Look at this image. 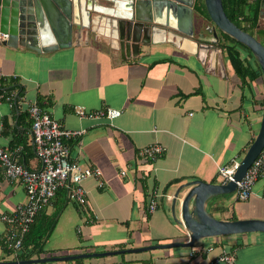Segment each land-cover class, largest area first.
Wrapping results in <instances>:
<instances>
[{"label":"crops","instance_id":"crops-1","mask_svg":"<svg viewBox=\"0 0 264 264\" xmlns=\"http://www.w3.org/2000/svg\"><path fill=\"white\" fill-rule=\"evenodd\" d=\"M208 26L209 21L194 13L196 34ZM254 37L264 44V7ZM222 51L221 59L207 66L192 51L169 42L144 45L129 59H122L103 37L87 41L81 36L77 45L47 53L0 45V77L14 79L19 93L12 103L0 95V147L13 151L19 164L41 169L30 144L26 112L30 103L40 100V107L64 129L81 133L69 142L70 160L100 171L99 180L89 177L81 183L85 206L67 202L59 191L44 207L50 216L63 203L43 257L188 240L171 217L176 189L189 181L220 183L219 167L240 162L262 119V77L243 84ZM77 109L120 114L112 119L78 117ZM152 145L163 147V154L153 161L139 156ZM16 148L20 150L14 152ZM154 186L161 196L149 213L148 193ZM185 191L176 200L177 217ZM25 201L22 185L7 181L0 168V211L12 214ZM209 208L221 220L234 215L237 220L264 221V173L247 200H236L232 193ZM7 229L0 220V262L17 260L4 248ZM226 254L233 255V264H264V233L204 239L191 248L46 264H228L221 260Z\"/></svg>","mask_w":264,"mask_h":264},{"label":"water","instance_id":"water-1","mask_svg":"<svg viewBox=\"0 0 264 264\" xmlns=\"http://www.w3.org/2000/svg\"><path fill=\"white\" fill-rule=\"evenodd\" d=\"M195 0H0V45L25 47L37 53L52 52L77 45L84 36L105 38L118 49L122 59L138 56L144 45L169 42L182 48L188 42L192 54L202 64L221 59L215 29L244 45L254 57L264 85V46L254 36L233 24L225 15L221 0H203L211 26V36L197 35L194 28ZM264 7V0L261 1ZM2 40V41H1ZM74 40V41H73ZM161 40V41H160ZM163 40V41H162ZM264 150V102L258 134L226 183L189 181L180 185L172 199L171 217L188 234L185 242L149 245L113 252L54 256L0 262V264H46L109 255L136 254L168 248H191L197 242L228 235L264 233V221L257 219L221 220L213 217L206 204L214 197L235 192L237 183ZM180 213H175L176 200Z\"/></svg>","mask_w":264,"mask_h":264},{"label":"built area","instance_id":"built-area-1","mask_svg":"<svg viewBox=\"0 0 264 264\" xmlns=\"http://www.w3.org/2000/svg\"><path fill=\"white\" fill-rule=\"evenodd\" d=\"M4 37L6 36H2V38ZM0 79L5 80L3 77ZM11 97H8L7 101H10ZM26 112L30 120V144L41 162V169H30L19 164L13 156V151L0 147V168L4 178L10 182L20 183L26 197L25 203L19 205L14 213L4 214L0 211V220L8 226L5 243L14 256L21 248L22 239L28 232L35 216L42 208L51 203L59 188L62 187L66 190L69 202L83 207L86 204V193L81 185L82 181L89 177L100 179L98 169L80 168L76 162L70 160L68 142L80 135V132L64 129L36 101L28 105ZM75 114L78 117L112 119L117 117L120 111L106 109L85 112L82 109H77ZM19 150L16 148L14 152ZM163 152V147L152 145L140 150L139 156L153 161ZM263 164L264 150L247 169L245 176L237 183L234 192L236 200L245 201L249 198L254 183L264 173ZM238 165V161H233L227 166L219 167L218 174L222 183L231 179V175ZM99 186L102 187L100 181ZM160 196L159 188L154 186L149 190L147 212L152 213L157 208ZM221 260L233 264L234 258L232 254H226L221 257Z\"/></svg>","mask_w":264,"mask_h":264},{"label":"trees","instance_id":"trees-1","mask_svg":"<svg viewBox=\"0 0 264 264\" xmlns=\"http://www.w3.org/2000/svg\"><path fill=\"white\" fill-rule=\"evenodd\" d=\"M221 1L227 18L237 27L254 36L259 25V18L262 9V0ZM193 10L194 13L204 17L207 21L210 22L203 5V0H195ZM215 31L218 38V46L225 52L226 57L228 58L233 68V71L235 72L236 76L241 80V82L243 84L248 85L251 82L261 78L262 76L260 69L250 51L244 45L238 43L226 34L218 31L217 29H215ZM17 91V83L14 81V79H10L8 81L0 79L1 98L7 101V98L11 97V94H13L10 98V101H7L8 103H12V101H16V99L19 98V93H17ZM37 103L39 106H41L40 100H38ZM58 192L59 194L61 193L68 202L66 190L60 188L57 190L56 194ZM226 196L228 195L214 197L213 199L209 200L206 204L207 211L209 212V207L214 203L215 200H217V198ZM62 207L63 203H61V206L56 209V212L50 216H47L44 213L45 208H42L37 213L33 220V223L29 226L28 232L24 235L22 239L21 248L15 256V259L29 260L33 257L44 258L43 256L45 255V252L43 251V246L55 227ZM231 220L237 219L234 215H232ZM4 248L7 254H10L12 252L6 244Z\"/></svg>","mask_w":264,"mask_h":264},{"label":"bare ground","instance_id":"bare-ground-1","mask_svg":"<svg viewBox=\"0 0 264 264\" xmlns=\"http://www.w3.org/2000/svg\"><path fill=\"white\" fill-rule=\"evenodd\" d=\"M192 44L188 43V42H185L184 44H182V48H184L185 50H190L192 51L193 50V47L191 46Z\"/></svg>","mask_w":264,"mask_h":264},{"label":"flooded vegetation","instance_id":"flooded-vegetation-1","mask_svg":"<svg viewBox=\"0 0 264 264\" xmlns=\"http://www.w3.org/2000/svg\"><path fill=\"white\" fill-rule=\"evenodd\" d=\"M209 27V26H208ZM208 27H206L204 30H202V32H200L199 34H203V36H205V37H210V35L207 33V31H206V29L208 28ZM199 34H197V35H199Z\"/></svg>","mask_w":264,"mask_h":264},{"label":"rangeland","instance_id":"rangeland-1","mask_svg":"<svg viewBox=\"0 0 264 264\" xmlns=\"http://www.w3.org/2000/svg\"><path fill=\"white\" fill-rule=\"evenodd\" d=\"M207 38H211V36H210V37L208 36ZM217 39H218V38H217ZM263 46H264V44H263ZM216 47H217V48H220V47L218 46V42H217V44H216ZM222 53H223V51H222Z\"/></svg>","mask_w":264,"mask_h":264}]
</instances>
